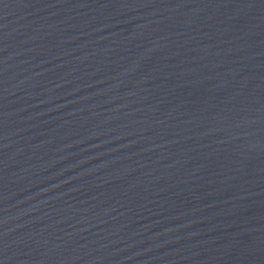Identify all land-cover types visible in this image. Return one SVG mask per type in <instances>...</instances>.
Listing matches in <instances>:
<instances>
[{
	"label": "water",
	"instance_id": "obj_1",
	"mask_svg": "<svg viewBox=\"0 0 264 264\" xmlns=\"http://www.w3.org/2000/svg\"><path fill=\"white\" fill-rule=\"evenodd\" d=\"M0 264H264V0H0Z\"/></svg>",
	"mask_w": 264,
	"mask_h": 264
}]
</instances>
